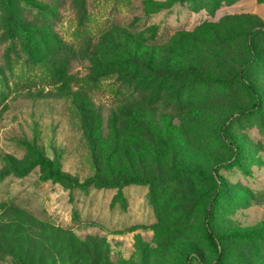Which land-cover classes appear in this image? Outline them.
<instances>
[{
	"label": "rangeland",
	"instance_id": "rangeland-1",
	"mask_svg": "<svg viewBox=\"0 0 264 264\" xmlns=\"http://www.w3.org/2000/svg\"><path fill=\"white\" fill-rule=\"evenodd\" d=\"M31 165L0 264H264V0H0V171Z\"/></svg>",
	"mask_w": 264,
	"mask_h": 264
},
{
	"label": "trees",
	"instance_id": "trees-1",
	"mask_svg": "<svg viewBox=\"0 0 264 264\" xmlns=\"http://www.w3.org/2000/svg\"><path fill=\"white\" fill-rule=\"evenodd\" d=\"M25 32V31H24ZM27 33V32H25ZM29 34V33H27ZM116 67L119 68V65L115 66V67H111V68H104L102 69L100 72H99V76H104L106 74H109L113 71L116 70ZM247 88L252 92V94L254 95L255 97V101L252 105V107L248 110H245V111H242V113L244 114H247V113H250L252 111H254L255 108H257L259 106V101L258 99L256 98V94H255V91H254V88L253 86L251 85H246ZM41 166L42 168L44 169L45 171V177L48 178V179H52L54 181H59V182H62V183H66V184H74V185H77V186H80V187H84V186H87L89 184H93V183H97V184H100V185H103V186H109V187H117V186H120V184H122L121 182H118V183H110L108 181H105L103 179H99V178H96L95 181L94 179H90L89 181H87L86 183H80V181L76 178H74L72 175H70L69 173L65 172L64 170H62V168L60 167H53L51 164L49 163H41ZM34 166H27V167H18V166H11V167H6L4 169H2L0 171V181L3 180L5 177L11 175V174H15V175H19V176H22V175H25L27 173H29L32 169H33ZM132 182H135L134 179L132 180H126L124 183H132ZM219 200V197L218 199ZM247 236L246 235H241V234H228V235H224L222 237V239H225V238H232V239H240L241 237H245ZM208 240L209 242L211 243V245L214 247L215 251H216V254H217V264H226L223 260L224 258V254L223 252L220 250L219 248V243L217 242L216 240V237L212 234V233H208Z\"/></svg>",
	"mask_w": 264,
	"mask_h": 264
}]
</instances>
